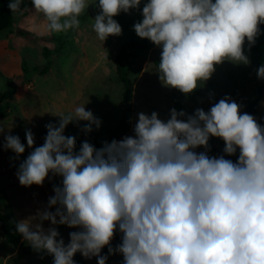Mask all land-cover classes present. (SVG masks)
Returning <instances> with one entry per match:
<instances>
[{"label": "clouds", "instance_id": "9594fccd", "mask_svg": "<svg viewBox=\"0 0 264 264\" xmlns=\"http://www.w3.org/2000/svg\"><path fill=\"white\" fill-rule=\"evenodd\" d=\"M144 0H98L93 20L98 39L120 35L113 19L139 8ZM43 14L37 31L62 33L80 26L87 0H31ZM23 0L8 7L22 13ZM140 38L161 48L157 73L166 87L193 93L224 61L248 65L245 39L254 44L264 23V0H147ZM264 81V65L257 70ZM48 124L45 142L35 147L17 172L22 186H42L50 174L62 178L48 208L16 222V229L37 252L54 257L53 264H75L80 253L98 264L101 256H123V264H264V127L225 97L209 111L193 115L172 109L170 118L138 114L134 135L104 142L97 149L66 136L69 124L86 122L90 134L102 121L80 105ZM3 128H0V133ZM225 142L223 154L196 150L210 138ZM27 145L34 134L26 130ZM4 149L20 155L25 145L7 135ZM234 161L227 157L237 156ZM55 209L53 212L51 209ZM52 227L47 230L44 222ZM79 229L65 245L58 226ZM119 230L121 243L110 246Z\"/></svg>", "mask_w": 264, "mask_h": 264}, {"label": "rangeland", "instance_id": "374dc122", "mask_svg": "<svg viewBox=\"0 0 264 264\" xmlns=\"http://www.w3.org/2000/svg\"><path fill=\"white\" fill-rule=\"evenodd\" d=\"M97 2L87 0L89 7L81 13L78 29L48 33L36 30L35 26L43 22V14L35 12L31 0H23L21 7L25 10L14 14V26L0 33V111H8V116L0 119V128H3L0 133V215H7L17 222L28 220L37 216L39 211L46 210L49 198L55 195L51 185L62 184L61 177L50 174L42 186L25 187L11 170L13 165L25 161L35 147L44 144L46 125L58 124V116L71 113L77 106H86V110L91 111L102 124L90 134L83 131L84 121L68 125L65 135L76 138L78 152L79 142H95L98 144L97 149L101 148L104 142H108L111 130L121 121L126 103L125 92L117 75L116 57L129 40H144L137 35L134 25L142 22V11L147 0L138 9L124 12L121 22L117 16L114 17L121 25L122 32L109 36L105 41L98 39L93 30V20L101 12ZM63 39L67 41L63 42ZM46 48L52 52L50 58L45 55ZM160 60L161 48L156 45L150 46L148 50L132 52L130 71L133 97L127 105L133 110V123L126 136L134 135L139 113L150 116L156 112L160 119L167 120L172 109L184 111L188 115H193L197 109L207 112L225 97H231L240 106L242 114H249L250 106L258 95H262L258 121L264 123V81L258 78L257 68L251 61L248 65L224 61L216 66L210 80L201 82L193 93L185 95L178 89L162 84L157 73ZM24 64L31 69L49 66L50 71L45 76L35 75L31 81L19 86L14 96H9V83L24 74ZM26 130L34 134L33 147L27 145ZM7 135L20 138L25 145L24 154L18 157L13 151L4 149ZM224 147L222 139L212 137L207 149L201 147L196 151L219 156L223 154ZM237 157L238 152L237 156H226L234 161ZM51 210L55 212L54 208ZM1 225L0 222V264H16L14 260L18 258L19 249L6 242ZM43 226L46 230L52 227L48 221ZM59 230L62 231L65 245L70 243L69 234L79 231L64 225L58 226ZM119 234V230L114 233L111 244ZM22 241H25L23 237ZM83 259L86 264H98L95 256ZM123 259L117 253L108 257L107 264H123ZM53 260L50 254L45 257L33 255L23 258L19 264H53Z\"/></svg>", "mask_w": 264, "mask_h": 264}, {"label": "trees", "instance_id": "16d2710c", "mask_svg": "<svg viewBox=\"0 0 264 264\" xmlns=\"http://www.w3.org/2000/svg\"><path fill=\"white\" fill-rule=\"evenodd\" d=\"M9 2H10L9 0H0V33L8 31L14 26V14L8 7ZM123 16H124V12H121L117 16L119 22H121ZM259 29H260V34L256 37L255 43L249 44L247 39H245V44H244V53L250 59L251 63L257 68V70L261 65H264V23H261L259 25ZM63 40H62L63 42L67 41V39H63ZM153 45L155 44L147 39H144L142 42H138L134 39H131L121 47L120 52L116 57L117 75L125 92L124 101L126 105L123 108L122 118L119 125L114 129H112L110 132V138L108 140L109 143L113 140H121V138L126 136L127 133L130 131L133 123V110L130 105H127L128 103H130L133 97V83H132L131 71H130V59L132 57V52L135 50H148L149 47ZM51 54L52 52L48 48H46L45 51L46 57L50 58ZM23 70H24L23 75H19L10 81L9 85L11 91L8 94L9 96H14V94L17 92L16 89L19 86H22L27 82L31 81V79L35 75L41 74L45 76L50 71V68L49 66H47L44 69H41V67L31 69L27 66V64H24ZM262 99L263 96L258 95L256 101H254L253 104L250 106L249 114L255 118V120L261 127H264V123L262 121H258L260 102L262 101ZM7 116H8L7 110L0 111V119L6 118ZM46 135H47V131L45 132V136ZM82 143L83 142H79L78 145L81 147ZM91 144L94 145L96 148H98L97 143L94 142ZM19 166L20 164L13 165L11 167V170L14 171L15 176H17ZM59 185H60L59 183H53L51 186L54 188L55 186H59ZM0 222L2 224L1 228L6 242L19 249L18 258L14 260L16 264H19L20 260L29 256L37 255L40 257H45L49 255L47 252L34 251L26 241H22V236L21 234L18 233L16 229L17 221L15 219H11L7 215H0ZM59 233L61 237L62 231L59 230ZM121 242L122 241H121V233H120L117 236L116 240L112 244H110V246L112 248H116ZM101 254L108 257H112L116 255V254L112 255L109 253L108 246L102 249ZM74 258L78 264H86V262L82 257V254L77 253L74 256Z\"/></svg>", "mask_w": 264, "mask_h": 264}]
</instances>
